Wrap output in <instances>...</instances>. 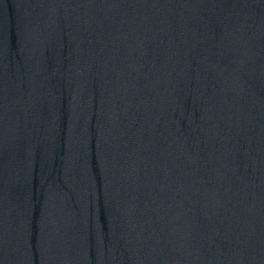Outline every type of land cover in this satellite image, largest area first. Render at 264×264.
Listing matches in <instances>:
<instances>
[{"label": "water", "instance_id": "1", "mask_svg": "<svg viewBox=\"0 0 264 264\" xmlns=\"http://www.w3.org/2000/svg\"><path fill=\"white\" fill-rule=\"evenodd\" d=\"M0 264H264V0H0Z\"/></svg>", "mask_w": 264, "mask_h": 264}]
</instances>
